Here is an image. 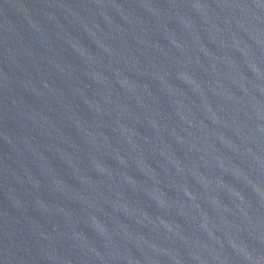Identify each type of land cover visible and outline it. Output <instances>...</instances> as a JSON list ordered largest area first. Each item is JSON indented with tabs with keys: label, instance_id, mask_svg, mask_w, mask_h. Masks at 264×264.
<instances>
[{
	"label": "water",
	"instance_id": "obj_1",
	"mask_svg": "<svg viewBox=\"0 0 264 264\" xmlns=\"http://www.w3.org/2000/svg\"><path fill=\"white\" fill-rule=\"evenodd\" d=\"M0 264H264V0H0Z\"/></svg>",
	"mask_w": 264,
	"mask_h": 264
}]
</instances>
